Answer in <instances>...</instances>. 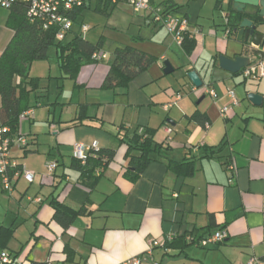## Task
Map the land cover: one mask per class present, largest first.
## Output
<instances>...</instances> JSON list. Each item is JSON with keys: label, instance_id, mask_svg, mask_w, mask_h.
Segmentation results:
<instances>
[{"label": "crops", "instance_id": "crops-1", "mask_svg": "<svg viewBox=\"0 0 264 264\" xmlns=\"http://www.w3.org/2000/svg\"><path fill=\"white\" fill-rule=\"evenodd\" d=\"M166 3L173 5L172 14L189 21L182 42H192L188 53L153 19L154 7ZM150 5L135 13L127 3H111L104 15L96 11L97 0H89L66 39L73 33L92 44L102 39L106 59L83 64L75 78L61 71L54 47L46 60L31 64L29 76L39 82L29 93V114L20 119L18 130L28 144L13 146L10 155L23 171L32 172L33 180L17 176L9 192L0 186V250L15 260L264 261V78L244 77L243 68L232 74L218 65L221 54L247 56L253 62L256 50L264 53V44H243L229 32L232 0H150ZM3 33L0 54L13 31L5 25ZM123 46L155 60L126 86L102 88L113 51ZM166 60L173 67L169 74L162 71ZM190 70L200 77L201 87L186 76ZM230 90L238 104L222 115L220 108L231 102ZM250 92L263 96L261 104L249 101ZM195 112L205 116L208 128L192 117ZM141 127L155 129L153 139L160 149L130 180L125 175L131 169L127 144L114 136ZM93 141L101 149L112 147L114 154L104 168H95L90 188L73 165L72 147ZM209 147L213 152L205 153ZM52 161L56 168L49 173L45 166ZM53 202L84 211L65 228L54 218ZM217 230L225 231L223 241L199 244ZM152 241L158 244L150 247Z\"/></svg>", "mask_w": 264, "mask_h": 264}, {"label": "trees", "instance_id": "trees-1", "mask_svg": "<svg viewBox=\"0 0 264 264\" xmlns=\"http://www.w3.org/2000/svg\"><path fill=\"white\" fill-rule=\"evenodd\" d=\"M111 3L109 0H97L96 11L107 15L106 8ZM88 5V4H87ZM73 8L68 16L72 20V27L77 23L81 11L87 6ZM104 5L101 9L100 6ZM169 10L172 4L166 3L157 5ZM9 10L5 25L13 31L12 37L0 54V127H8L10 135H17L19 130L20 115L28 108L29 93L38 87V78L30 77L29 70L35 61L46 60L48 51L54 47L61 71L69 78H75L79 68L88 62H93L91 58L95 51L102 47V39L96 44H92L84 39L81 33H73L70 39L57 40L56 26L43 28L39 21H30L25 14L22 3L14 4ZM244 15L230 11L228 29L237 24ZM72 27L67 32L72 33ZM185 52L192 48V42H184ZM257 57H262L264 53L256 50ZM155 57L135 49L131 46L116 47L113 51V59L109 61L108 72L102 82V88L123 87L134 78L140 71L146 69ZM192 117L204 124L206 118L199 112L192 114ZM155 129L150 127L137 128L128 135L126 132L114 136L119 142L127 144L125 157L128 158L129 166L125 175L130 180H135L145 166L153 159V154H158L160 146L153 136ZM219 150L222 148L218 147ZM205 153L213 152V148H205ZM114 149L98 148L88 155L82 164L72 157L73 165L79 170L81 181L88 187H93L96 179L95 168H104L112 159ZM181 165H183L181 163ZM97 169V168H96ZM15 171H22V167L17 164L14 169L9 170V176ZM0 186L2 187L1 178ZM3 188V187H2ZM54 218L65 228L68 227L78 212H83L84 208L78 211L61 206L53 202ZM171 242H168L170 245ZM167 245V246H168Z\"/></svg>", "mask_w": 264, "mask_h": 264}, {"label": "built area", "instance_id": "built-area-1", "mask_svg": "<svg viewBox=\"0 0 264 264\" xmlns=\"http://www.w3.org/2000/svg\"><path fill=\"white\" fill-rule=\"evenodd\" d=\"M110 3L116 4L118 2L127 3L130 5L135 13L145 12L151 9L150 0H109ZM89 0H0V7L10 9L16 3H22L25 8L26 17L30 21H39L43 28L46 29L50 26H56V39L63 40L66 37L67 32L72 27V20L68 16L69 11L73 8L82 7L87 5ZM153 19L156 22L161 23L166 33L172 37L177 45H181L185 34L187 32L189 21L185 16H178L172 14L169 10L162 7H154ZM83 31L87 30V26L82 25ZM91 58L94 61L106 59V53L101 50L95 51ZM244 77H252L256 79L264 78V55L257 57L253 62L241 70ZM211 96H215L213 90H207ZM228 95L231 99L229 105L222 106L220 108V114L225 115L227 111L238 104V100L235 98L233 91H228ZM29 114V111H24L20 115V119ZM209 123H204V128H208ZM170 131V128L167 129ZM27 139L23 134L10 135L8 127H0V178L2 187L5 191H11L13 179L17 176H22L26 181L31 182L33 180V174L30 171H15L12 176H9V170L14 169L17 165L11 158L10 152L13 146L19 148H25L27 146ZM98 149L96 141L90 144L74 143L72 147V157L79 160L82 164L88 155L92 154L94 150ZM46 170L51 173L56 168L54 161L46 164ZM226 237V233L223 230H217L213 234L202 238L199 241L201 246H208L221 242ZM170 239V238H169ZM158 244L157 241H152L150 247ZM150 250V248H149ZM140 258L133 257L122 264H139ZM0 264H23L22 261L15 260L14 257L7 250H0ZM246 264H264V261L251 260Z\"/></svg>", "mask_w": 264, "mask_h": 264}, {"label": "water", "instance_id": "water-1", "mask_svg": "<svg viewBox=\"0 0 264 264\" xmlns=\"http://www.w3.org/2000/svg\"><path fill=\"white\" fill-rule=\"evenodd\" d=\"M232 11L240 13L243 18L232 27L231 32L236 35V40L243 44L250 43L253 47L264 44V0H232ZM251 63L249 57L238 55L229 58L225 55L218 56V65L221 69L232 74L238 73L242 68ZM163 73L173 72L169 61H164ZM186 76L197 88L201 87L202 81L196 71H187ZM249 101L254 105L261 104L263 96L250 92L247 94Z\"/></svg>", "mask_w": 264, "mask_h": 264}, {"label": "rangeland", "instance_id": "rangeland-1", "mask_svg": "<svg viewBox=\"0 0 264 264\" xmlns=\"http://www.w3.org/2000/svg\"><path fill=\"white\" fill-rule=\"evenodd\" d=\"M9 10L0 7V39L3 37V29L5 28V20L7 19ZM108 44V43H107Z\"/></svg>", "mask_w": 264, "mask_h": 264}]
</instances>
